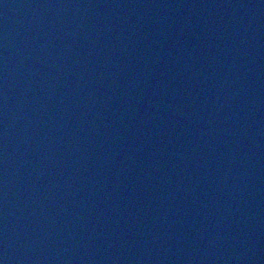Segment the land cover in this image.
Here are the masks:
<instances>
[{
  "label": "water",
  "instance_id": "1",
  "mask_svg": "<svg viewBox=\"0 0 264 264\" xmlns=\"http://www.w3.org/2000/svg\"><path fill=\"white\" fill-rule=\"evenodd\" d=\"M0 264H264V0H0Z\"/></svg>",
  "mask_w": 264,
  "mask_h": 264
}]
</instances>
